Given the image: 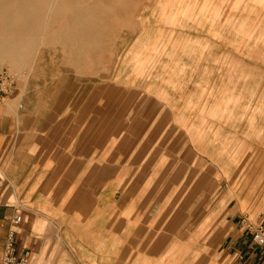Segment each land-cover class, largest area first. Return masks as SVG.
<instances>
[{
	"label": "crops",
	"instance_id": "crops-1",
	"mask_svg": "<svg viewBox=\"0 0 264 264\" xmlns=\"http://www.w3.org/2000/svg\"><path fill=\"white\" fill-rule=\"evenodd\" d=\"M183 1L44 39L0 103V259L14 232L32 264H264V7L239 32Z\"/></svg>",
	"mask_w": 264,
	"mask_h": 264
},
{
	"label": "rangeland",
	"instance_id": "rangeland-1",
	"mask_svg": "<svg viewBox=\"0 0 264 264\" xmlns=\"http://www.w3.org/2000/svg\"><path fill=\"white\" fill-rule=\"evenodd\" d=\"M1 2L5 4L4 7L10 6L13 9L17 5L23 7L15 10L14 16L11 17L12 23H22L24 17H27L25 28L15 27L7 30L4 28L7 9H0V71L8 69L16 79H20L25 71L31 68L44 45V39L51 34V30L58 29L61 21L83 18V22L96 24L102 23L107 18L106 14L110 13V8L116 11L122 8L150 9L157 5L161 6L158 19L160 18L164 23H173L175 19L173 16L165 15L167 9L174 7L171 0H4ZM183 2L191 3L194 8L195 23H206L208 18L211 22L238 23L239 32L244 27L243 20L248 18L241 16L240 13H248V9L264 7V0H184ZM134 13L138 14L135 10ZM260 19L261 25L254 32L256 34L254 38L262 40L264 39V15ZM62 29L65 31L67 28L63 25ZM12 39L16 42V57L21 64L17 71L13 70L12 65L6 61V51L1 49V46L5 47V44ZM247 164L245 171L251 187L256 190L264 189V161L248 160ZM263 193L264 191H260L256 195L260 197ZM262 210L263 208L260 212ZM248 212L254 221L258 219L259 214L251 210Z\"/></svg>",
	"mask_w": 264,
	"mask_h": 264
},
{
	"label": "built area",
	"instance_id": "built-area-1",
	"mask_svg": "<svg viewBox=\"0 0 264 264\" xmlns=\"http://www.w3.org/2000/svg\"><path fill=\"white\" fill-rule=\"evenodd\" d=\"M17 86V79L13 73L8 69L0 71V103L5 99V96L14 92ZM22 221V215H17L15 218L16 223ZM243 226L251 232L252 242L259 247H264V210L260 217L254 221L249 214H246L242 219ZM15 233L12 232L5 245V253L0 259V264H32L28 256L14 253Z\"/></svg>",
	"mask_w": 264,
	"mask_h": 264
},
{
	"label": "bare ground",
	"instance_id": "bare-ground-1",
	"mask_svg": "<svg viewBox=\"0 0 264 264\" xmlns=\"http://www.w3.org/2000/svg\"><path fill=\"white\" fill-rule=\"evenodd\" d=\"M0 1H4V0H0ZM4 5L5 4L2 2L0 3V9H3V10L5 8L7 9V12H5L6 18H5L4 28L7 30H12L15 27L25 28L27 26V17H24V21L22 23H12V21H11V17L14 16L15 10L17 8H23V7L17 5L16 8L14 6L15 9H13V7H10V6L4 7ZM28 24H29V22H28ZM16 47H17L16 42L14 41V39H12V40H9V42H7V44H5V47L1 46V49L6 51V57H7L6 61L12 65L13 70L17 71L20 68L21 64L19 63L20 62L19 59H17V57H16V55H17V51H15Z\"/></svg>",
	"mask_w": 264,
	"mask_h": 264
}]
</instances>
